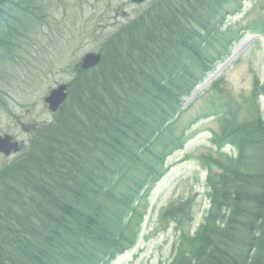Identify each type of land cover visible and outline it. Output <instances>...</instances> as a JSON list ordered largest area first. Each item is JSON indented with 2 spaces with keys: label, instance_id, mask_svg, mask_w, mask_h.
<instances>
[{
  "label": "trees",
  "instance_id": "trees-1",
  "mask_svg": "<svg viewBox=\"0 0 264 264\" xmlns=\"http://www.w3.org/2000/svg\"><path fill=\"white\" fill-rule=\"evenodd\" d=\"M242 1L161 0L104 45L54 126L0 171V264H103L119 247L134 197L180 146L169 130L185 98L238 39L234 25L221 31V17ZM18 3L0 0V27ZM229 131L243 150L216 187L223 224L208 226L178 264H264V118Z\"/></svg>",
  "mask_w": 264,
  "mask_h": 264
},
{
  "label": "rangeland",
  "instance_id": "rangeland-1",
  "mask_svg": "<svg viewBox=\"0 0 264 264\" xmlns=\"http://www.w3.org/2000/svg\"><path fill=\"white\" fill-rule=\"evenodd\" d=\"M23 1L29 8L36 6L35 18L30 12L16 10L18 21L13 20L11 27L20 32L31 30L17 38L19 33L9 27L4 39L17 40L11 48L5 47L10 49L6 53L0 47V60L4 61H0V136L20 137L22 150L8 158L0 155V171L20 163L39 127L54 121L44 102L49 93L62 83L72 82L87 54L101 52L129 23L147 19L144 14L161 0H147L143 5L132 0ZM225 9L230 10L223 13L221 31L230 25L236 31L247 28L237 34L240 39L231 47L230 56L217 63L214 72L207 74L185 100L184 112L172 126L176 135L184 137V147L159 168L163 173L159 182L139 195L133 207L139 214L132 228L134 245L117 255L113 264L169 263L176 252L172 244L179 241L181 233L195 237L205 222L208 198L199 186L202 175L198 158L210 160L213 178L220 173L219 165L231 160L226 146L216 148L211 142L214 134H221L223 121L230 119L225 105L233 103L235 118L231 122L251 120L252 114L257 115V103L264 113V99L251 106L248 103L254 76L259 78V87L264 85V38L258 35L264 22V0H246ZM223 141L230 142L227 137ZM184 203L188 206H182L185 210L179 227L167 219V210L176 212L177 205Z\"/></svg>",
  "mask_w": 264,
  "mask_h": 264
},
{
  "label": "water",
  "instance_id": "water-1",
  "mask_svg": "<svg viewBox=\"0 0 264 264\" xmlns=\"http://www.w3.org/2000/svg\"><path fill=\"white\" fill-rule=\"evenodd\" d=\"M143 0H139V2H142ZM101 62V56L96 54H88L83 61L82 69L88 70L90 68H93L97 66ZM65 87H61L56 91H53L51 93V96L47 99V102L50 104V109L52 111H56L60 104L66 100L67 95L64 93ZM17 152L18 151V145L17 144H11V139L8 138H0V152L4 153L5 155H10L11 152Z\"/></svg>",
  "mask_w": 264,
  "mask_h": 264
},
{
  "label": "clouds",
  "instance_id": "clouds-1",
  "mask_svg": "<svg viewBox=\"0 0 264 264\" xmlns=\"http://www.w3.org/2000/svg\"><path fill=\"white\" fill-rule=\"evenodd\" d=\"M15 138V140L17 141V142H21V138L20 137H14ZM25 144L27 143V141H26V139H25Z\"/></svg>",
  "mask_w": 264,
  "mask_h": 264
}]
</instances>
